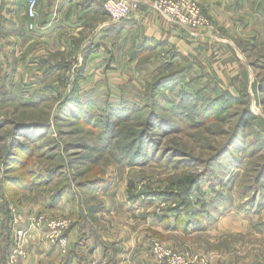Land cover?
Here are the masks:
<instances>
[{"label":"rangeland","instance_id":"374dc122","mask_svg":"<svg viewBox=\"0 0 264 264\" xmlns=\"http://www.w3.org/2000/svg\"><path fill=\"white\" fill-rule=\"evenodd\" d=\"M105 20L111 22L108 17ZM134 37L137 36H132L129 43V57L135 60L136 67L130 70L125 82L131 88L125 92L121 89L124 94L115 95L112 101L110 98L96 109L95 116L99 118L109 108H115L116 112L121 108L123 115L129 116L130 122L120 127L114 142L107 144L104 125L89 130L73 123L71 109L59 119L56 110L59 98L54 92L38 97L43 101L37 107L19 105L0 114L8 116L11 112L6 118L8 124L0 122V207L7 203L17 208L23 227L30 214L63 219L69 225L65 234L69 238L71 225L86 220V211L78 213L80 206L97 211L109 199L114 207L110 216L117 224L125 218L122 200L153 199L158 203L156 211L153 210L158 219H165L166 214L177 216L179 209L191 221L189 225L198 223L196 213L209 212V216L200 217L204 225L193 228L194 233L200 231L185 249L154 236L149 239L150 247L160 242L177 252H199L208 256L210 264H264V88L258 91L254 80L252 85L232 93L223 84L214 85L212 79L175 49L140 48ZM125 43L115 35L114 46ZM159 79V92L153 96L149 85ZM237 85L241 87L239 82ZM223 98L226 108H221L220 101L219 107L214 106ZM151 111L157 113L156 124L163 130L146 137L144 142L150 146L148 156L143 159L146 163L132 166L119 161L123 145L145 130ZM22 125L24 128L19 127ZM231 141L230 150L211 163ZM92 158L97 160L93 162ZM191 175L200 178L191 197L186 199L171 186ZM6 180L17 183L16 188L8 186L17 193L4 190ZM90 180L113 187L114 194L106 197L101 192L95 197V192L85 186ZM65 185L68 187L65 198L69 200L66 202L64 198L57 207L52 202ZM70 209L74 215L70 216ZM2 221L0 214V229ZM226 221L231 227L219 234L218 227ZM92 222L88 219V226ZM37 234L45 245L53 247L41 232ZM166 237L170 241L176 238L172 234ZM29 244L30 239L28 257L21 264H49L50 260L40 262L34 256L31 263L26 262L31 253ZM66 254L60 253L63 257ZM150 259L154 264L151 254Z\"/></svg>","mask_w":264,"mask_h":264},{"label":"crops","instance_id":"0c3cea01","mask_svg":"<svg viewBox=\"0 0 264 264\" xmlns=\"http://www.w3.org/2000/svg\"><path fill=\"white\" fill-rule=\"evenodd\" d=\"M28 1L0 0V114L27 102H42L38 97L51 92L71 93L80 73L81 94L94 101L109 96L112 101L136 67L129 57L132 36H137L140 48L175 49L205 76L212 75L225 86L243 81L250 86L255 80L258 91L264 88L260 82L264 80V0H195L214 26L211 33L169 23L146 5L132 11L124 22L112 24L105 20L101 0H39L35 29L29 30ZM115 35L126 41V45L116 46L118 51L113 47ZM97 103L101 106L103 102ZM112 191L106 185L93 192L95 197L101 192L107 197ZM105 201L90 226L75 221L69 231L71 248L80 237L78 225H86V242L80 248L82 252L90 249L91 264H153L152 236L183 250L200 231L194 233L193 228L204 225H189L185 216L166 214L165 219H158L154 213L158 203L153 199L122 200L126 220L116 224L110 216L114 207L109 199ZM74 213L71 210L70 216ZM229 223L221 224L218 233L228 230ZM169 234L176 237L174 241L166 237ZM30 235L31 253L26 262L31 263V256L40 262L50 260L49 264L63 262L57 248L45 245L37 233ZM70 264L80 263L74 259Z\"/></svg>","mask_w":264,"mask_h":264},{"label":"trees","instance_id":"16d2710c","mask_svg":"<svg viewBox=\"0 0 264 264\" xmlns=\"http://www.w3.org/2000/svg\"><path fill=\"white\" fill-rule=\"evenodd\" d=\"M38 2H39V0H38ZM103 2H104V0H101L100 5H101L102 12L105 13L104 9H103ZM122 22H124V21H122ZM113 47H115V49L120 48V46H118L117 48H116V46H113ZM137 50H135V51H137ZM117 51H118V49H117ZM129 51H130V49H129ZM119 55L121 56V50H119ZM111 56L114 57L113 52H110V57ZM129 56H131V52H130ZM207 78L212 79L214 85H219V84L221 85V83L218 80H215L212 78V75H207ZM160 81H161V79H159L156 82L149 85V93L153 94V96H155L159 92L158 89L161 86V84L159 83ZM82 82H83V77L81 76V73H80L79 75H77L74 78L73 89H72L71 93H69V94H55L59 98V103H58V106L56 109L58 111L59 116H57V117L59 118L62 113L71 109L70 117L73 118L72 121H74L73 123H75V124L87 127V129H89V130H94V129L98 130L101 128L102 125H104L106 127V129L104 130V138H105L107 144H110L112 141L114 142V139L119 137L118 131L120 130V127L123 124L129 123L130 118H129V116L123 115V110L121 108H119L120 109V110H118L119 112H116L115 108H109V110L105 108L107 110V111H105L106 115L103 118H99V116L96 117L95 115L98 114V110L96 111V109H97V107H99V104L96 101L92 100L90 98L91 96L86 97L83 94H81L80 84ZM240 84H241V87H238V85H234V82H233L232 85L224 86V87L231 89V91L233 90L234 92H232V93H235L238 91L239 88L244 89L246 87V82L243 81ZM128 88H131V87H129L127 85L125 86V83H124L121 85L120 90L122 89V92H125L126 89H128ZM221 90L223 91L224 88ZM122 94H124V93H122ZM122 94L120 92V95H122ZM108 99H110L109 96L108 97L106 96L102 102L103 103L106 102V104H107ZM224 99L225 98H223V100L221 99V100L216 101V103H214V106H218L219 101H220L221 108H226V106H224L226 104H223V103H225V102H223ZM39 105H40L39 101L38 102H27V103L23 104V106L25 108L37 107ZM10 116H11V112L9 113L8 116L7 115L0 116V122L2 124H8L9 120L6 118H9ZM157 116H158L157 113L153 112V111H151L148 114L147 123L145 125L146 126L145 130L143 132L139 133L140 135H137L131 142L127 143L126 145H123L122 152L118 155L119 161L127 162L132 166L144 165L146 163L143 161V159H144V156H146V155L148 156V150L150 147V146L148 147L146 145V143L144 142L146 140V137L148 139L150 137V135L152 133H154L155 131L163 130L162 126L159 127L156 124ZM185 116H186V114H185ZM193 116H195V115H193ZM243 121H246V120H243ZM24 125L19 126V127H23ZM27 125H29V123H27ZM99 125H100V127H98ZM25 127H27V126H25ZM169 133H170V131L167 132V135H169ZM28 135H30V134H28ZM231 143H232V141L229 142L228 145H226L221 151H219L215 155V157L212 158L211 163L213 161H216L217 159H219L223 154H225L228 150H230L231 145H232ZM105 147H107V145ZM177 153L178 152H175V155H174L175 157H177V155H176ZM182 156L186 157L185 154H182ZM96 160L97 159L92 158L93 162H95ZM91 168H93V167H89L87 169H91ZM199 178L200 177L197 175H191L185 179L182 178L181 181H178L177 183L174 182L171 187L174 188L175 190H179L181 197H185L186 199H189V197H191L193 187L198 183ZM6 184L7 185L3 186L5 191H12V192L17 193L16 190H14V188H16L17 183H13V182L6 180ZM8 186L14 187V188H8ZM85 186L88 189L94 191V190H96L98 188H102L106 185L104 183H102L100 180H90L87 184H85ZM67 189H68V187L66 185L63 188H60L52 203L56 205L65 196V194L68 191ZM27 190H28V188L26 189V191ZM0 211H1L0 214L3 217V221L1 223V231H0V264H8L9 256H10L12 248L14 246L12 214L9 211V206L7 203H4L0 207ZM85 211H86V220H84V221L77 220L76 224H77V222H79V223L87 222V220L89 218L92 220V217L96 212V210L93 208L92 209L87 208V210H85V208H83V206H80V212H78V213L79 214L84 213ZM177 212H178L177 213L178 217L184 216L183 214L185 212H183L182 209H179ZM204 216L208 217L209 212L205 213V214L204 213H202V214L196 213L195 214V219H197L196 221H198V224L201 223L200 217L204 218ZM74 225H75V222H74V224L71 225V227H73ZM78 226L80 229V237H79L78 241L76 242V244H74V246H72L70 248V251L64 256L63 262L60 264H70V262L74 259L79 260L80 264H91V262H92L91 258H90L92 252H90V249L87 248L86 251L82 252V250L80 248L86 242V238H87V232L85 230L86 225L80 224Z\"/></svg>","mask_w":264,"mask_h":264},{"label":"built area","instance_id":"2783aa9c","mask_svg":"<svg viewBox=\"0 0 264 264\" xmlns=\"http://www.w3.org/2000/svg\"><path fill=\"white\" fill-rule=\"evenodd\" d=\"M38 0H29L27 16L31 21L29 30L35 29L34 21L38 16ZM149 6L169 23L182 28L197 31H212L214 26L195 0H104L103 9L112 24H118L129 18L132 11L140 6ZM12 214L14 246L8 264H21L27 257L29 234L42 233L48 243L56 247L61 254L69 250L70 241L65 236L69 228L63 219L48 214H30L23 227L17 208L10 206ZM154 264H210L208 256L194 251L177 252L170 246L155 242L150 247Z\"/></svg>","mask_w":264,"mask_h":264}]
</instances>
